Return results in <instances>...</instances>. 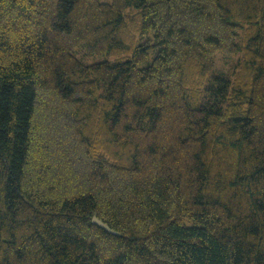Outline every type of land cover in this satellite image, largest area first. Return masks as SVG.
I'll return each instance as SVG.
<instances>
[{"label":"trees","instance_id":"obj_1","mask_svg":"<svg viewBox=\"0 0 264 264\" xmlns=\"http://www.w3.org/2000/svg\"><path fill=\"white\" fill-rule=\"evenodd\" d=\"M0 264H264V0H0Z\"/></svg>","mask_w":264,"mask_h":264},{"label":"rangeland","instance_id":"obj_2","mask_svg":"<svg viewBox=\"0 0 264 264\" xmlns=\"http://www.w3.org/2000/svg\"><path fill=\"white\" fill-rule=\"evenodd\" d=\"M80 54L84 56L83 53H80ZM231 62H232V57H229L223 54H220L217 56V65H218L219 70L226 71L231 65Z\"/></svg>","mask_w":264,"mask_h":264},{"label":"water","instance_id":"obj_3","mask_svg":"<svg viewBox=\"0 0 264 264\" xmlns=\"http://www.w3.org/2000/svg\"><path fill=\"white\" fill-rule=\"evenodd\" d=\"M93 224L97 225L98 227L102 228L103 230L113 234V235H119L117 231H115L113 228H111L107 223L103 222L101 219H99L97 216H94L92 219Z\"/></svg>","mask_w":264,"mask_h":264}]
</instances>
